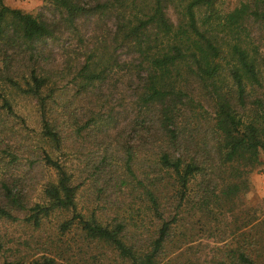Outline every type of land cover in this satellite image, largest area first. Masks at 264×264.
<instances>
[{
    "label": "trees",
    "instance_id": "1",
    "mask_svg": "<svg viewBox=\"0 0 264 264\" xmlns=\"http://www.w3.org/2000/svg\"><path fill=\"white\" fill-rule=\"evenodd\" d=\"M40 1L57 16L0 0V108L33 102L50 172L30 204L1 179L0 219L37 231L34 256L3 264H264V198L245 199L264 163V0ZM65 33L74 48L55 65L44 51Z\"/></svg>",
    "mask_w": 264,
    "mask_h": 264
},
{
    "label": "rangeland",
    "instance_id": "2",
    "mask_svg": "<svg viewBox=\"0 0 264 264\" xmlns=\"http://www.w3.org/2000/svg\"><path fill=\"white\" fill-rule=\"evenodd\" d=\"M2 1L7 6L19 8L32 14L44 13L48 18L57 16L48 7L42 4L40 0ZM240 1L244 0H218L216 7L222 11H227L236 6ZM81 23V32L83 36H86L92 29L93 22L90 20H83ZM253 36L257 39H263L264 31L258 30ZM74 41L73 37L65 33L60 36L57 41L48 43L44 51L47 58L46 60L55 65L61 64L66 58L62 57L66 53L65 50L69 53L70 49L74 48ZM116 85L118 87V92H114L113 99L120 105L117 116L119 125L121 126L130 118L131 111L128 101L131 98V90L129 88L130 84H128L126 80L119 79ZM11 104L16 113V117L6 116L0 108V181L7 176L16 179L17 182L19 179V182L23 184L26 201L30 204L41 200L39 197L40 185L47 176L50 175V172L39 166L38 148L36 146L37 139L35 137L39 126L33 102L25 97L12 95ZM20 121H23V124ZM6 150H9L14 158L7 156L6 152L4 153ZM70 157L72 158V156H68V159H71ZM68 162L71 169L81 171L85 169V162H87V160L84 164L80 161L76 162V159H71ZM88 166H90V164H88L87 167ZM83 171L84 174H82V176L87 174L85 170ZM88 171L92 170L88 168ZM92 189V183L85 178L82 185L77 190L76 199L78 201V208L81 206H89L88 202L92 197ZM245 199L246 202L251 205L258 201L257 198L250 197V191L246 193ZM36 232L37 231L33 230L31 227L24 226L21 222L17 221L10 223L0 219V264H3L4 259L10 260L12 257L19 256L28 260L30 257L34 256L37 250L32 246L33 244L30 242L32 239L29 238L32 233L36 235ZM39 236H41V234H39ZM24 241L28 242L29 246L24 245Z\"/></svg>",
    "mask_w": 264,
    "mask_h": 264
},
{
    "label": "crops",
    "instance_id": "3",
    "mask_svg": "<svg viewBox=\"0 0 264 264\" xmlns=\"http://www.w3.org/2000/svg\"><path fill=\"white\" fill-rule=\"evenodd\" d=\"M250 197L264 198V163L250 175Z\"/></svg>",
    "mask_w": 264,
    "mask_h": 264
}]
</instances>
